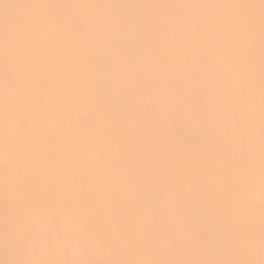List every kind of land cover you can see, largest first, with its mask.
<instances>
[{
    "label": "bare ground",
    "instance_id": "1",
    "mask_svg": "<svg viewBox=\"0 0 264 264\" xmlns=\"http://www.w3.org/2000/svg\"><path fill=\"white\" fill-rule=\"evenodd\" d=\"M0 264H264V0H0Z\"/></svg>",
    "mask_w": 264,
    "mask_h": 264
}]
</instances>
